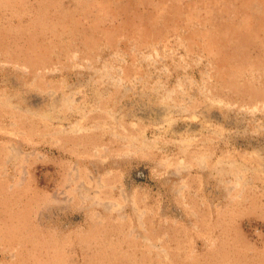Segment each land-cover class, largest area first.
Here are the masks:
<instances>
[{
	"label": "rangeland",
	"instance_id": "1",
	"mask_svg": "<svg viewBox=\"0 0 264 264\" xmlns=\"http://www.w3.org/2000/svg\"><path fill=\"white\" fill-rule=\"evenodd\" d=\"M0 264H264V0H0Z\"/></svg>",
	"mask_w": 264,
	"mask_h": 264
}]
</instances>
